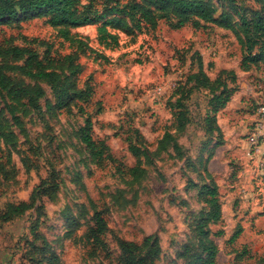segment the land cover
Returning a JSON list of instances; mask_svg holds the SVG:
<instances>
[{
    "label": "rangeland",
    "instance_id": "obj_1",
    "mask_svg": "<svg viewBox=\"0 0 264 264\" xmlns=\"http://www.w3.org/2000/svg\"><path fill=\"white\" fill-rule=\"evenodd\" d=\"M208 1L215 16L230 3ZM233 1L255 10L264 3ZM108 2L131 0H79L77 7L101 11ZM106 19L68 26L70 39L47 17L0 22V45L29 46L40 59L48 52L55 61L44 64L58 73L51 80L4 71L43 95L34 105L27 99L17 103L13 120L5 106L11 96L0 93L3 126L15 133L14 146L0 138V212L10 203L30 205L0 220V264H50L52 253L54 264H119L118 239L140 243L151 235L160 248L156 264H187L184 245L194 242L193 216L204 208L198 188L211 182L222 211L221 220L210 225L220 232L212 236L217 263L264 264V134L255 153L252 145L256 110L264 105V62L242 69L235 33L211 23L174 29L159 20L155 28L139 30ZM103 24L115 43L101 41ZM69 53L78 72L65 59ZM198 60L211 79L219 75L232 90L210 126L218 130H207L206 117L213 114L208 89L192 88L182 107L173 105L193 84L185 82ZM66 75L77 89L90 82L88 103L55 106ZM87 116L93 138L107 144L112 162H98L79 139ZM94 210L105 221L97 241L91 237Z\"/></svg>",
    "mask_w": 264,
    "mask_h": 264
},
{
    "label": "trees",
    "instance_id": "obj_2",
    "mask_svg": "<svg viewBox=\"0 0 264 264\" xmlns=\"http://www.w3.org/2000/svg\"><path fill=\"white\" fill-rule=\"evenodd\" d=\"M78 1L0 0V22L11 23L19 22L22 18L47 17V21L52 26L60 27L59 33L66 39H70L68 26L95 23L104 17H107L104 23L116 24L120 27L134 26L139 30L155 28L159 20L166 21L168 26L174 29L181 28L186 24L198 28L202 23H211L235 33L242 49V59L240 61L242 69H249L251 66H257L260 62H264V3H262L261 9L255 10L247 9V7L238 4L236 1L229 0L228 9H223L218 16H215L216 8L208 0H131L130 3L125 4L108 2L101 11L94 10L92 12L89 9L80 10L77 7ZM107 24L99 27L101 41L104 44L115 43V35L107 30ZM71 41L74 40L71 39ZM82 44L85 43L82 42ZM46 53L45 57L40 59L36 50L29 46L21 47L10 43L0 45V58L11 61L9 64L0 63V93L3 94L6 91L11 96V102H5V106L13 120H17L15 115L17 103L27 99L29 103L34 105L36 99L41 97L43 92L39 87L19 83L4 71L10 69L34 79L50 78L54 80L58 78V73L54 70L48 71L49 65L47 66L44 62L50 63L55 59L49 56L48 52ZM65 59L70 60V66H76L73 69L74 72L80 70L73 54H67ZM220 72L225 74V70ZM69 75L65 76L57 88L55 95V106L57 107H65L72 100L88 103L91 98L92 87L89 84L90 82L88 81L84 89H77L74 81L68 80ZM191 81H193V84L181 91V95L173 105L182 107L181 101L189 95L192 88L208 89L211 94L209 113L213 114L206 117L209 124L207 130H218V128L210 126L216 122L215 113L226 105L232 90L224 78L219 75L211 79L204 71L201 60H198L197 70L187 74L185 83ZM80 109L82 111L81 107ZM5 120L3 109H0V138L4 143H10L14 146L15 133L6 128L5 125L3 126ZM91 124V118L87 116L83 126L78 130L79 139L90 150L91 155L97 158L98 162L103 163L105 160L112 162L114 158L109 153L107 144L103 140L96 141L93 138ZM165 137L168 138L169 133L166 132ZM130 150H133L136 155L139 149L135 145H131ZM131 170L132 168L129 169V171ZM0 172H4L1 160ZM198 198L204 204V208L193 216L194 242L184 245L185 250L189 251L187 264H218L216 261L218 249L212 236L220 232H212L210 228V225L218 223L222 216L216 183L211 182L199 186ZM29 206L24 202L19 204L10 203L6 210L0 212V220L8 221L11 216L23 213ZM92 217L96 220V224L91 230V237L97 241L105 226V221L103 216L96 210L91 214ZM237 233L235 232L232 235V239L236 237ZM32 247L36 250V245ZM117 247L119 250V264H156V260L160 256L158 239L153 235L144 237L140 243L118 239ZM55 259L56 254L52 253L49 259L50 264H54Z\"/></svg>",
    "mask_w": 264,
    "mask_h": 264
},
{
    "label": "built area",
    "instance_id": "obj_3",
    "mask_svg": "<svg viewBox=\"0 0 264 264\" xmlns=\"http://www.w3.org/2000/svg\"><path fill=\"white\" fill-rule=\"evenodd\" d=\"M257 120H255L252 145H253V153H255L254 148L257 149V139L264 134V105L261 104L257 110Z\"/></svg>",
    "mask_w": 264,
    "mask_h": 264
}]
</instances>
